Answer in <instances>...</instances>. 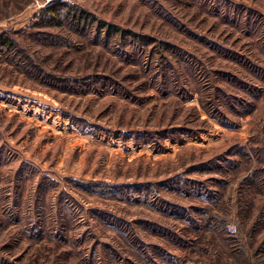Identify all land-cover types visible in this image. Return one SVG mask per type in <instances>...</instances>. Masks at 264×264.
<instances>
[{
    "label": "rangeland",
    "instance_id": "374dc122",
    "mask_svg": "<svg viewBox=\"0 0 264 264\" xmlns=\"http://www.w3.org/2000/svg\"><path fill=\"white\" fill-rule=\"evenodd\" d=\"M0 38V264H264V0H0Z\"/></svg>",
    "mask_w": 264,
    "mask_h": 264
},
{
    "label": "trees",
    "instance_id": "16d2710c",
    "mask_svg": "<svg viewBox=\"0 0 264 264\" xmlns=\"http://www.w3.org/2000/svg\"><path fill=\"white\" fill-rule=\"evenodd\" d=\"M60 6H51L48 8V11H47V14H54V13H57V9L59 8ZM71 13V12H70ZM0 46H6V47H10L12 46V43L10 40L6 39V38H0Z\"/></svg>",
    "mask_w": 264,
    "mask_h": 264
},
{
    "label": "built area",
    "instance_id": "2783aa9c",
    "mask_svg": "<svg viewBox=\"0 0 264 264\" xmlns=\"http://www.w3.org/2000/svg\"><path fill=\"white\" fill-rule=\"evenodd\" d=\"M228 230H229V232L232 233V234H235V233L237 232L236 227L233 226V225L229 226V227H228Z\"/></svg>",
    "mask_w": 264,
    "mask_h": 264
}]
</instances>
